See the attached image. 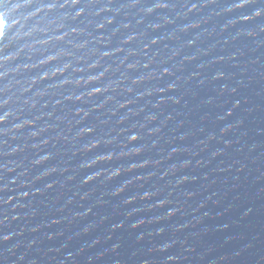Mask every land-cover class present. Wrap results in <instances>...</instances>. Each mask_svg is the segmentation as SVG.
Listing matches in <instances>:
<instances>
[{"label": "water", "instance_id": "water-1", "mask_svg": "<svg viewBox=\"0 0 264 264\" xmlns=\"http://www.w3.org/2000/svg\"><path fill=\"white\" fill-rule=\"evenodd\" d=\"M0 264H264V0H0Z\"/></svg>", "mask_w": 264, "mask_h": 264}]
</instances>
